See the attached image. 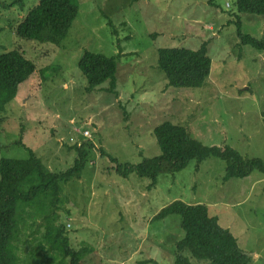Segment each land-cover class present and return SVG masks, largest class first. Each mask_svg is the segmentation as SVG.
I'll list each match as a JSON object with an SVG mask.
<instances>
[{"label": "rangeland", "instance_id": "obj_1", "mask_svg": "<svg viewBox=\"0 0 264 264\" xmlns=\"http://www.w3.org/2000/svg\"><path fill=\"white\" fill-rule=\"evenodd\" d=\"M14 1L0 0V53L17 49L36 70L0 112V160L27 159L33 151L59 173L75 162L76 146L93 144L81 179L62 183L58 199L51 190L37 196L32 217H21L20 209L25 226L15 241L18 255L41 254L39 244L33 249L36 243L25 241L32 232L43 240L56 216L73 249L94 250L83 264H173L185 235L181 216H155L181 200L206 205L249 264H264L262 171L225 180L226 162L211 156L159 175L151 189L150 179L117 171L161 154L154 128L164 121L185 126L207 147L229 146L264 162V49L243 43L238 33L240 26L243 35L264 41V16L239 13L237 0H73L78 15L54 45L16 35L13 28L39 0ZM205 42L212 61L205 85L168 87L158 50L195 51ZM85 51L116 57L115 91L109 81L87 90L78 66ZM44 245L52 255L47 264H59L56 257L70 264Z\"/></svg>", "mask_w": 264, "mask_h": 264}, {"label": "trees", "instance_id": "obj_2", "mask_svg": "<svg viewBox=\"0 0 264 264\" xmlns=\"http://www.w3.org/2000/svg\"><path fill=\"white\" fill-rule=\"evenodd\" d=\"M25 1L15 0L12 4H23ZM236 6L239 13L264 16V0H237ZM78 12L79 6L73 0H39L13 29L20 38L59 45L67 36ZM238 33L243 43L264 49V41L247 34L243 35L240 26ZM158 53V67L165 74L168 87L198 88L205 85L212 64L207 42L195 51L187 48H161ZM78 66L87 79L88 91H93L106 81L110 82V91H115L116 57L85 51ZM35 70V64L17 49L0 53V112L15 99L19 85ZM3 122L4 119L0 115V148ZM154 135L161 148L159 156L146 159L137 165L117 166V171L125 177L134 172L142 178L150 179V189L157 184L159 175L175 174L185 169L190 161L197 160L201 163L211 156L226 162L225 180L244 178L254 170L264 173V162L261 159L244 158L229 146L207 147L193 139L189 130L183 125L164 121L154 128ZM75 148L77 149L75 162L70 168L59 173L49 171L33 151L27 159L0 160V264H41L42 262L47 264L48 257L52 255L48 248L45 249L46 243L50 244L63 260L69 258L70 264H83L85 247L79 250L71 247L64 228L56 225V216L53 222L49 221L45 226L43 240H39L36 233L32 232L30 240L28 238L25 241L27 244L36 243L33 249L39 244L38 249L41 254L36 249L30 252L29 259L22 258L18 255L16 244L25 226V222L21 223L19 219L20 209L24 210L21 217L24 218L25 215L32 217L35 214L33 202L37 196L51 195L48 192L51 190L58 199L62 183L81 179L93 144L86 143ZM101 153L106 154L105 151ZM53 203L55 205V201ZM174 214L181 216V226L185 235L176 243L173 264H192L191 257L199 261H208L209 264H249V257L240 249L237 239L229 229L220 225L217 217L210 215L206 205H189L176 200L163 208L155 218L162 219ZM43 253L46 258L41 260ZM56 260L59 264L63 263L58 257Z\"/></svg>", "mask_w": 264, "mask_h": 264}, {"label": "crops", "instance_id": "obj_3", "mask_svg": "<svg viewBox=\"0 0 264 264\" xmlns=\"http://www.w3.org/2000/svg\"><path fill=\"white\" fill-rule=\"evenodd\" d=\"M84 247H85V246H84ZM84 247L82 246L81 249L84 248ZM92 252H94V250H93L92 248L89 249V252H88L87 254H85L84 258L86 257V255H88L89 253H92ZM96 252H97V251H96ZM96 252H95V253H96Z\"/></svg>", "mask_w": 264, "mask_h": 264}, {"label": "built area", "instance_id": "obj_4", "mask_svg": "<svg viewBox=\"0 0 264 264\" xmlns=\"http://www.w3.org/2000/svg\"><path fill=\"white\" fill-rule=\"evenodd\" d=\"M87 133V131L85 132V134Z\"/></svg>", "mask_w": 264, "mask_h": 264}]
</instances>
